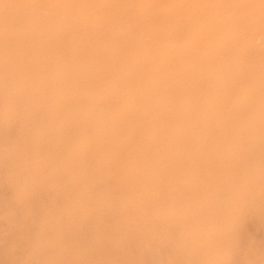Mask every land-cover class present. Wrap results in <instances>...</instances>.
Wrapping results in <instances>:
<instances>
[{"label":"bare ground","instance_id":"1","mask_svg":"<svg viewBox=\"0 0 264 264\" xmlns=\"http://www.w3.org/2000/svg\"><path fill=\"white\" fill-rule=\"evenodd\" d=\"M248 3L0 0V259L144 264L153 245L225 264L242 214L264 229V22Z\"/></svg>","mask_w":264,"mask_h":264},{"label":"rangeland","instance_id":"2","mask_svg":"<svg viewBox=\"0 0 264 264\" xmlns=\"http://www.w3.org/2000/svg\"><path fill=\"white\" fill-rule=\"evenodd\" d=\"M249 1V3H248V6L249 7H253V5H255V2L258 4L257 5V7H255L256 9H258V10H256V15H255V17H256V19L258 20V21H260L261 20V22H264L263 20H262V18L264 17V13H263V11H264V1H263V3H259L260 1L259 0H248ZM252 2V3H251ZM262 2V1H261ZM251 4H253V5H251ZM263 4V5H262ZM259 5H261L260 6V8L261 9H259ZM256 6V5H255ZM263 7V8H262ZM254 7H253V9H255ZM255 11V10H254ZM254 11H251V13L252 14H250V16L252 15V16H254L253 15V13H254ZM260 11L262 12V17H261V15L260 14H258V13H260ZM258 15H260V16H258ZM261 19H260V18ZM3 180H0V182H2ZM2 184L3 185H1V183H0V199L2 198V197H4L5 196V194L7 193V184L6 183H4V181L2 182ZM4 184H5V187H4ZM4 203V204H3ZM6 204V201L4 200L3 201V199H1L0 200V211L2 210V205L4 206ZM37 214L35 211H33V213H31L30 215H29V217H28V219H32V220H37L38 219V217H37V215H35V214ZM2 217V218H1ZM5 218V216H3V215H0V238L2 237H4L3 239L1 238L0 239V243H2V245L3 244H5L6 242H4V241H7L8 240V238L9 237H7V232H6V230H5V226L3 227L2 226V223H4L3 221H5L6 223L8 222V224H6V225H9V223H12V221L10 222L9 221V219H8V217H6V220L4 219ZM8 219V220H7ZM247 219V220H246ZM3 220V221H2ZM10 220H12V219H10ZM241 223H240V227H241V229H240V231L236 234V238L233 240V238H232V243H229V245L227 246V252H228V258H227V260H226V262H225V264H243L244 262H246V263H244V264H264V229H260V227L259 226H257V224H256V219H255V216L253 215V214H251V215H249V213H247V211L244 213V214H242V218H241ZM248 222V223H247ZM247 225V227L245 228V226ZM249 227V228H248ZM257 227V228H256ZM3 228V229H2ZM248 231H247V230ZM7 233V234H6ZM172 234H173V232H171ZM6 234V235H5ZM170 235V236H173L174 237V235L175 234H173V235ZM257 234V235H256ZM6 237H5V236ZM250 235H251V237L252 238H250ZM254 237H253V236ZM258 237H256V236ZM262 235V236H261ZM8 236H9V234H8ZM263 237V238H262ZM255 238V239H254ZM260 238V239H259ZM253 239V240H252ZM261 242V243H260ZM238 243H241V244H238ZM234 244V245H233ZM238 244V245H237ZM260 244V245H259ZM263 244V245H262ZM242 245H243V248H241L242 247ZM246 247H245V246ZM253 245L255 246V247H253ZM153 246V245H152ZM152 246H151V249H153V252H152V250H151V252H150V254H149V256L147 255L146 256V258H149L148 260L147 259H145L146 261L144 262V264H153V261H154V263H155V260H156V262L157 261H160L159 259H161V261H160V263L159 264H164V263H166V264H176V262H179V260H178V257H176V255H175V251L172 249V251L170 250L169 251V249H166V248H159V250H156V248L157 247H153L152 248ZM236 246V247H235ZM250 247V248H248V247ZM252 246V247H251ZM234 247H235V249H234ZM163 249V250H162ZM248 249L249 250H251V251H248ZM156 250V252H154ZM232 250H233V252H232ZM255 250V251H254ZM25 251V247L23 246V247H20V249H16L15 250V252H13V253H11L10 255H9V257L8 258H6V259H0V264H11V261H12V255L14 256V258L17 260L20 256H21V254H22V252H24ZM160 251H161V254H157V253H160ZM168 251V252H167ZM235 251V252H234ZM256 251L258 252V253H256ZM125 253H129V252H133L132 250H127V251H124ZM252 252V253H251ZM164 255H163V254ZM233 253V254H232ZM152 254V255H151ZM154 254V255H153ZM233 256H232V255ZM236 254V255H235ZM256 254H257V256H256ZM115 255H117V257L115 258L116 259V261L115 262H111V263H109L108 261H107V257H106V255L105 256H103L102 257V259L101 260H99V261H92V263L93 264H124V263H126L125 262V258L123 257V260H121L122 259V256L120 255V252H117ZM163 257H162V256ZM120 256H121V258H120ZM165 256H167L166 258H168L169 259V256H171V258L172 259H169V260H171L172 262H169V260L168 259H166L165 258ZM174 256V257H173ZM255 256V257H254ZM261 256H262V259H261ZM152 257V258H151ZM239 257H241V258H239ZM256 257H257V260H256ZM163 258V259H162ZM239 258V259H238ZM152 259H154V260H152ZM165 259V260H164ZM243 259V260H242ZM167 260V261H166ZM242 260V261H241ZM258 260H261V261H258ZM104 261H106V262H104ZM111 261H113V259L111 260ZM151 263H150V262ZM176 261V262H175ZM241 261V262H240ZM251 261V263H249ZM103 262V263H102ZM162 262V263H161ZM253 262V263H252ZM91 263V264H92ZM15 264H17V263H15ZM155 264H158V262L157 263H155ZM178 264H181L180 262L178 263ZM183 264V263H182Z\"/></svg>","mask_w":264,"mask_h":264}]
</instances>
